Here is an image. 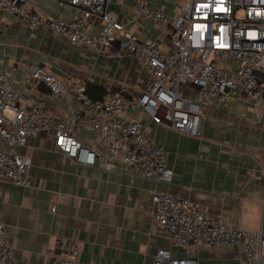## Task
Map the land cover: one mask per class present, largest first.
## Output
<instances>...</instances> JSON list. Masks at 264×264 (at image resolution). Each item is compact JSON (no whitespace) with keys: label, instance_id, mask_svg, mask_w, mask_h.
I'll use <instances>...</instances> for the list:
<instances>
[{"label":"crops","instance_id":"1","mask_svg":"<svg viewBox=\"0 0 264 264\" xmlns=\"http://www.w3.org/2000/svg\"><path fill=\"white\" fill-rule=\"evenodd\" d=\"M29 2L44 16L69 20L74 13L52 0ZM133 5V0H112L109 9L139 38L156 39L169 47L164 28L135 17ZM177 12L174 4L167 5L169 19ZM34 61L60 76L105 87L107 94L124 87L128 95L137 96L150 78L117 44L102 50L76 46L0 11V70L14 73L15 87L24 96L47 92L43 85L31 95L25 92L26 66ZM79 105L75 88L47 98L56 120ZM128 117L142 120L146 133L166 150L167 163L174 170L172 183L133 176L121 159L80 164L56 149L49 132L29 136L19 150L32 158L30 186L0 181V215L16 263L58 264L65 251L57 248V241L69 238L79 243L83 263L155 264L158 248L166 247L173 256L193 257L198 264H243L246 257L235 244H173L153 218L152 194L156 189L169 191L224 224L258 230L264 204V101L232 97L227 104L210 105L202 114L199 137L157 123L141 109L132 107ZM76 135L91 147L106 149L88 128Z\"/></svg>","mask_w":264,"mask_h":264},{"label":"built area","instance_id":"2","mask_svg":"<svg viewBox=\"0 0 264 264\" xmlns=\"http://www.w3.org/2000/svg\"><path fill=\"white\" fill-rule=\"evenodd\" d=\"M52 1L74 9L72 18L44 16L29 0H0V11L76 46L102 50L117 44L148 71L149 82L137 96L128 95L123 87L95 99L88 94L85 81L60 76L34 61L26 66L25 92L31 95L41 85L47 92L31 97L16 89L13 72L0 70V181L30 186L32 158L19 148L29 136L45 131L53 135L56 149L77 163L91 166L121 159L133 176L171 184L174 170L167 163L166 150L146 133L142 120L128 117L132 107L144 110L157 123L199 137L202 114L210 105L227 104L232 97L264 101V0H160L158 6L149 0H133L135 17L163 27L169 47L128 30L109 9L112 0ZM169 3L178 9L173 19L166 15ZM71 88L76 89L80 105L56 120L47 108V98ZM82 128L94 131L106 149L82 142L76 135ZM152 204L154 220L173 244H235L246 257L243 264H264V204L258 230L224 224L169 191L154 190ZM57 248L65 251L58 264H93L82 262L80 245L73 239L61 238ZM0 259L17 264L1 215ZM154 262L198 264L193 257L173 256L166 247L158 248Z\"/></svg>","mask_w":264,"mask_h":264},{"label":"trees","instance_id":"3","mask_svg":"<svg viewBox=\"0 0 264 264\" xmlns=\"http://www.w3.org/2000/svg\"><path fill=\"white\" fill-rule=\"evenodd\" d=\"M87 92L91 97L99 99L108 93V89L97 84L87 83Z\"/></svg>","mask_w":264,"mask_h":264},{"label":"rangeland","instance_id":"4","mask_svg":"<svg viewBox=\"0 0 264 264\" xmlns=\"http://www.w3.org/2000/svg\"><path fill=\"white\" fill-rule=\"evenodd\" d=\"M0 264H5V263L0 259Z\"/></svg>","mask_w":264,"mask_h":264}]
</instances>
